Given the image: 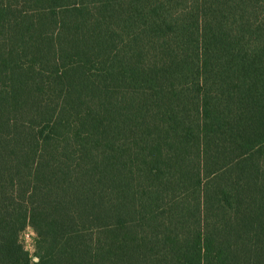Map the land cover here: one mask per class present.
Returning a JSON list of instances; mask_svg holds the SVG:
<instances>
[{
	"label": "trees",
	"instance_id": "trees-1",
	"mask_svg": "<svg viewBox=\"0 0 264 264\" xmlns=\"http://www.w3.org/2000/svg\"><path fill=\"white\" fill-rule=\"evenodd\" d=\"M0 264H264V0H0Z\"/></svg>",
	"mask_w": 264,
	"mask_h": 264
},
{
	"label": "rangeland",
	"instance_id": "rangeland-1",
	"mask_svg": "<svg viewBox=\"0 0 264 264\" xmlns=\"http://www.w3.org/2000/svg\"><path fill=\"white\" fill-rule=\"evenodd\" d=\"M28 235V237H26ZM35 234L34 232L30 229V227H26L23 232L20 233L19 236V241L22 244L23 248L25 251L28 252V254L31 257V260L33 262L36 261V257L34 256L35 254ZM32 262V263H33Z\"/></svg>",
	"mask_w": 264,
	"mask_h": 264
},
{
	"label": "built area",
	"instance_id": "built-area-1",
	"mask_svg": "<svg viewBox=\"0 0 264 264\" xmlns=\"http://www.w3.org/2000/svg\"><path fill=\"white\" fill-rule=\"evenodd\" d=\"M29 228V227H28ZM31 229V228H30ZM32 230V229H31ZM23 232V231H22ZM26 237H28V235H26Z\"/></svg>",
	"mask_w": 264,
	"mask_h": 264
}]
</instances>
